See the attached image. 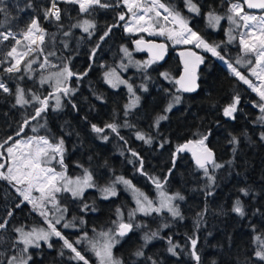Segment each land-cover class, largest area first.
Masks as SVG:
<instances>
[{"label": "trees", "instance_id": "1", "mask_svg": "<svg viewBox=\"0 0 264 264\" xmlns=\"http://www.w3.org/2000/svg\"><path fill=\"white\" fill-rule=\"evenodd\" d=\"M107 2L115 5L119 0ZM169 2L186 15L190 25L209 44L219 45L218 51L227 61L236 64L235 61L242 56L243 48L238 40L231 44L226 42L224 26L228 24L226 17L230 15V3L240 0H194L201 10L198 16L189 15L185 11L184 0ZM58 6L61 8V21L55 22L44 16L45 10L50 7V0H3L0 4L4 9L0 12V31L19 33L33 18H38L40 26L47 33L43 45L44 55L55 53L48 56V64L52 65L53 70L67 65L74 73L87 71L88 74L82 79L73 76L68 81V86L76 91L74 95L63 97L62 110H53L54 102L49 101L50 107L43 114L46 116L45 127L39 126L43 121H32L19 136L16 135L18 128L32 114L36 104L22 108L15 105L13 95L0 90V142L9 136L16 140L37 136H47L53 142L63 139L66 173L70 177H80L87 169L99 187L112 185L117 177L123 176L149 196H154L158 190L149 177L161 181L166 178L164 191L168 194L179 192L185 197L180 204L183 219L172 218L166 212L134 217L133 231L121 238L115 250L116 257L123 264H150L146 259L149 256L157 260L158 264H196L189 254V237L192 236L198 240L200 264H213L214 261L215 264H264L254 257L257 248L255 237L259 235L264 239V140L260 139L261 133H264V122L260 117L264 113L256 106L264 102L234 77L217 57L197 49V53L204 57L198 91L190 94L175 92L176 85L165 82L161 73L169 67L171 74L180 75L182 67L177 48L166 40L156 38L169 45L171 59L167 64H155L151 70L135 73L130 78L142 95V101L138 108L125 116L128 93L124 89L113 90L108 87L104 82V72L115 67L122 59V48L133 46L138 38L124 27L131 14L122 4L110 8L96 7L91 14L80 12L77 4L61 2ZM209 11H215L225 19L219 32H215L206 19ZM122 12L125 13L124 21L118 19V14ZM245 12L253 13L246 6ZM83 19L95 23L94 35L89 37L82 29L71 27ZM113 24L119 26L112 28L111 33L100 43L95 57L90 60V53L99 37ZM65 31H71V35L64 36ZM13 44L14 41L10 40L0 44V48ZM34 55L42 60L44 58L40 53ZM21 75L23 80L19 79ZM40 76L37 69L30 75L25 70L7 74L0 68V80L13 92L17 85L23 87L26 93L30 90L42 97L54 92L51 86L40 83ZM141 85L146 86L148 91L142 92ZM166 89L169 90L167 93ZM173 94L182 97L180 104L167 113L168 119L161 121L159 128L154 127L155 118L163 114ZM236 95H239L240 103L233 120L223 115V109ZM97 96L102 99H97ZM73 103L76 110L72 107ZM113 122L119 125V136L110 129L101 134L92 131V124L103 128ZM125 122L132 126L124 127ZM33 127L37 131L33 132ZM137 132L151 135L153 143L148 145L138 140ZM209 132L206 144L214 152L215 160L223 165L218 169L209 168V174L215 178L214 184L193 162L190 152L180 153L173 167V153L177 145L199 139L197 133ZM102 136L108 139L105 141ZM232 136L239 139V145L234 146L229 142ZM162 143L164 146L160 147ZM233 147H236L235 152ZM129 149L143 158L144 174L138 171L139 161L131 155ZM56 167L60 171L64 170L60 165ZM242 188L248 190L247 196L240 191ZM208 192L212 194L208 195ZM238 199L244 208L243 217L232 211ZM21 200L22 197L8 182L0 180V220L5 218L8 210L13 211L8 228L0 231V264H6L14 254L20 255L22 244L15 243L19 237L16 228L22 227L27 232L33 228L47 227L43 216L33 210L31 204L23 202L21 207H15ZM61 201L68 208L69 222L78 229L64 231L70 241L85 233L92 238L100 232L114 230L120 220L117 209L123 213L126 222L129 220V212L135 209L131 196L125 190H120L115 198L109 200L101 199L97 191L91 190L78 200L64 194ZM85 203L90 206L88 211H82ZM92 207L96 211H91ZM202 211L204 216L197 227L198 213ZM136 224L140 227H135ZM164 224L168 227H163ZM150 231H158L159 236L143 249L144 257H135L133 253L141 248L144 234ZM169 237L183 249H177L180 253L178 257L167 251ZM52 245V248L42 246L34 249L29 264H83L82 261L70 258L74 254L63 247L60 239L53 240ZM77 248L89 264H96L90 251L81 245H77ZM61 251L63 256L60 255Z\"/></svg>", "mask_w": 264, "mask_h": 264}, {"label": "snow or ice", "instance_id": "2", "mask_svg": "<svg viewBox=\"0 0 264 264\" xmlns=\"http://www.w3.org/2000/svg\"><path fill=\"white\" fill-rule=\"evenodd\" d=\"M77 4L79 11L83 13L91 14V11L96 7L99 8H110L118 7L122 4L127 12L131 14V20L126 22L124 27L128 33L139 34L141 32L147 33L149 36H163L167 40L172 41L174 44H193L196 48H203L206 52L211 53L213 56L219 58L227 64V67L231 70L232 74L235 75L239 80L243 81L244 84L248 85L254 92H256L260 98L261 102H264V15L257 17L256 15L249 14L245 12V6L248 9H261L264 10V0H240V2L230 3L228 8V15L226 18L228 21L236 25V27H243L248 29L245 33L240 35V44L243 47L244 52L251 53L255 56V67L251 70V75L257 77L260 81L259 84L253 83L244 74H242L231 62L225 59V56L218 51L219 45L209 44L202 36H200L196 31H193L189 27V20L184 17L181 12L172 5L169 0H119L115 5L110 4L107 0H50V7L45 10V18H51L55 22L61 21V8L58 6L59 3ZM3 0H0V4ZM184 5L187 11L200 14V7L194 0H184ZM31 7V4L28 5ZM4 9L0 7V12ZM208 23L215 27L220 23L224 17L216 14L215 11H209L207 14ZM118 19L120 21L125 20V13H119ZM243 22V23H241ZM170 25V26H169ZM63 27V25H58ZM119 25L113 24L105 29L103 34L99 37V41L96 43L95 48L90 53V60L95 57L96 50L99 49L100 43L111 33L112 28L118 27ZM72 28H80L84 33L90 36L94 35V29L96 28L95 23L89 19H83L82 21L71 25ZM47 33L40 26L38 18H33L29 25L26 26L21 32L13 33L12 31H0V44L8 41L10 38L14 41V44L5 53H0L3 59H0V68L3 72L7 74L21 73L26 70L28 73L33 71V64L38 63L39 57L34 55V53H40L44 56L43 61L40 66L43 67L49 63L48 56L55 55L54 52H48L44 55L43 45L45 44V37ZM64 36H70L71 31L63 32ZM229 41L235 39L231 34V30L228 33ZM137 50L148 51L151 58L141 64L136 62L137 66L147 72L154 63L162 61L167 52V45L164 43H154L145 41L143 38L134 41ZM65 47L67 44L65 43ZM125 56L131 59V53L127 48H123ZM181 57L183 58V74L179 78L172 77L168 72L161 73V76L168 80L169 82L176 85L175 92L180 93H191L196 91L198 85L197 81V68L203 63L204 57L197 55L195 52L187 51L181 52ZM29 57H31L29 59ZM236 64H241V60L237 59ZM248 64L253 63L252 60L247 61ZM7 66H4V65ZM23 65V68H22ZM91 65H89V68ZM119 67L123 70H127V66L121 63ZM259 69V71H257ZM88 73H74L67 65H64L62 70L52 76H41L40 83L44 84L50 80H55V90L49 93L47 96H40L36 93L29 92L26 93L23 87L17 85L15 92L10 89L6 83L0 80V90L3 93L13 95L15 97V105L22 108L29 107L33 103L36 104L32 114L26 117L20 127L18 128L16 135L19 136L23 132L24 128H27L32 121H43L40 123V127H45L46 113L50 107L49 101L55 100L53 110H59L62 106L61 95L64 97H69L75 94L76 89L70 88L68 86V81L76 76L77 79H82ZM105 81L112 88H116L118 85H125L128 92L131 94V102L125 105V113L127 116L131 110L139 106L141 97L136 94L133 89V85L127 80L121 78L120 74L117 72L116 68H111L106 71ZM150 78V77H146ZM19 79L23 80L24 77L21 75ZM143 91H148L147 87L144 85L140 86ZM169 90H165L167 93ZM97 99H102V97L97 96ZM182 97L180 95H172L171 100L167 103L163 109V114L158 115L154 121V127L159 128L160 122L168 119L167 113H170L175 105L180 104ZM71 103V101H69ZM240 103L239 95L233 97V100L223 109V115L230 119H235V113L237 112L238 105ZM261 113H264V103H259L256 105ZM72 107L76 110V105L73 103ZM260 120L264 122V116L260 117ZM124 127H131L132 125L125 122ZM92 131L101 134L110 129L112 133L119 136V125L116 123H108L103 128L98 127L95 124L91 125ZM33 132L37 131L36 127L31 129ZM199 139L189 140L183 144L177 145L175 152L173 153V167H175L176 157L183 152H190L195 160V164L199 169L203 170L204 175L214 184V176L209 174L208 165L211 164L213 169H218L223 167L222 164L218 163L214 158V152L207 146L206 141L208 140L209 133H197ZM105 141L108 139L107 136H102ZM136 138L138 140L144 141L145 144L151 145L153 143V138L151 135L137 132ZM120 139H124L120 137ZM260 139L264 140V133H261ZM167 142V141H165ZM231 144L239 145L240 141L236 136H232L229 141ZM127 143V141H125ZM163 143L160 147H163ZM131 155L136 157L139 161L138 171L144 174V161L139 154L131 149H129ZM236 151V147H233V152ZM64 141L60 139L57 142H53L47 136H37L30 137L27 140H16L14 137L9 136L0 142V180L8 182L9 185L15 190L16 193L22 197V200L15 205L16 208L21 207L23 202H27L32 205L33 210H39L40 215L45 218L48 225V230L45 229H35L31 231H25L22 227L16 228L15 231L19 234L18 239L15 243L22 244L23 248L20 249V255H12L8 258L6 264H28L31 260V255H25L28 253L30 247L39 248L40 241L47 244L49 248L53 245L50 242L51 237L59 238L63 242V247L70 250L74 255L70 257L76 261H82L83 264H89L88 259L85 255L78 250L77 245L82 241L77 239L75 241H70L65 237L60 230L57 229L56 225L61 224L63 219V214L67 211L66 207H61L59 200L57 199V194L61 192H66L73 198H83V193L86 189L96 188L102 194L103 199H109L117 195L114 187V183H122L127 188L131 189L136 195V205L137 207L129 212V220L125 222L123 220V213L120 209H117V215L120 220L117 223V227L114 230H109L106 232H100L98 235L102 238V242L98 240H90L87 234H84V240H87L91 250L95 253L100 264H123L122 260H119L113 255V248L119 242L117 237H124L129 232L133 230L134 223L133 218L137 212L144 215H149L151 213L161 214L165 210L173 217L183 219L182 213L179 209V205L174 202L179 200L183 201L185 197L179 192L169 195L164 191V184L167 183L165 178L161 181L155 177H149L155 184L157 190H159V200L154 202L145 193L136 188L132 182L125 179L123 176L117 177L112 185L99 187L94 181L93 176L87 169H85V174L83 177H77L75 179L69 178L66 175V166L64 165ZM55 161L58 163L62 171H57L55 167H51V163ZM231 163V161L229 162ZM171 174V169L169 170V175ZM245 196L249 194L247 189L240 190ZM33 192H38L39 196H34ZM211 195V192L207 193ZM48 205L55 208L61 213L60 216L56 217L53 221L48 219L49 209ZM90 206L85 203L82 205V211H88ZM91 211H96L95 207L91 208ZM206 211V209H205ZM233 212L243 217L245 215L243 205L238 199L232 209ZM13 215V211L10 209L7 211L4 219L0 220V231L8 228L9 220ZM204 216V212L198 213L199 219L197 220V227H199ZM83 223V221H81ZM63 228L75 227L71 222L64 223ZM135 227L139 228L140 225L136 224ZM163 227H168L164 224ZM159 236L158 231L146 232L143 236L144 244L140 249H137L133 255L135 257H144V248L147 247L149 243L154 238ZM190 240V250L189 254L196 261V264H200V255L197 251L198 240L195 236L189 237ZM255 240L257 242V248L254 252V257L264 262V239L262 236H256ZM169 245L167 251L173 256H179L180 253L177 252L178 248L181 246L178 243H174L169 237L167 240ZM181 251L183 249L181 248ZM63 256V251L60 252ZM150 264H158V261L152 257L146 258ZM215 264V261L213 262Z\"/></svg>", "mask_w": 264, "mask_h": 264}, {"label": "rangeland", "instance_id": "3", "mask_svg": "<svg viewBox=\"0 0 264 264\" xmlns=\"http://www.w3.org/2000/svg\"><path fill=\"white\" fill-rule=\"evenodd\" d=\"M185 11L189 14V15H193V16H198L197 14H194V13H191V12H189V11H187V9H186V7H185ZM181 14L184 16V17H186V15L184 14V13H182L181 12ZM249 14H252V15H256L257 17H260V16H262V15H264V13L263 14H254V13H249ZM188 19V18H187ZM206 19H207V17H206ZM131 20V16H130V18L128 19V21L127 22H129ZM224 20L225 19H222L221 21H220V23L218 24V25H216L215 27H213V26H211V28L215 31V32H219L220 30H221V28L223 27V22H224ZM207 21H208V19H207ZM227 23L228 24H225V29H224V35H225V40H226V42L227 43H233L235 40H238L239 42H240V35L242 34V33H245L246 31H248V29H245V28H243V27H236V25H233V24H231L229 21H227ZM241 23H243V22H241ZM170 26V25H169ZM189 27H191L192 29H193V31H196L198 34H199V32L194 28V27H192L191 25H190V21H189ZM229 30H231V34H232V36H234L235 37V39H233V40H231V41H229V37H228V33H229ZM131 35H133V36H136V37H138L136 40H139L140 38H143L144 40H146V39H156V38H158V39H163V40H166V41H168L174 48H177V53L180 55V53L181 52H185V51H192V52H195L197 55H200V56H202V54L201 53H197V51H196V49L197 50H199V51H205L203 48H196L195 47V45H193V44H174L172 41H170V40H167L165 37H163V36H149L147 33H143V32H141V33H139V34H133V33H130ZM200 35V34H199ZM201 36V35H200ZM9 41H5V42H3V43H8ZM7 46V48H4V47H1L0 48V52H2V53H5L6 51H8L9 50V48L11 47L10 45H9V47H8V45H6ZM240 46L242 47V45L240 44ZM123 48H127L128 50H129V52L131 53V59H129V57H127V56H125V54H124V52L122 51V59L119 61V63L115 66V67H113V68H116L117 69V72L120 74V76H121V78H123V79H125V80H127L129 83H131L132 84V82L130 81V78L135 74V73H142V72H144V70L143 69H141V68H139L138 66H137V64H136V62L138 61V62H140L141 64H143L144 62H146L147 60H149L150 59V57H148L146 54H143L140 50H137V47L135 46V45H133V46H131V47H123ZM122 48V49H123ZM243 48V47H242ZM39 57V56H38ZM203 57V56H202ZM31 57H29V59H30ZM255 56L253 55V54H251V53H245L244 52V50L242 51V56L239 58V60H241V64H233L242 74H244L248 79H250L251 81H253V83H256V84H259L260 83V81L257 79V77H255V76H252L251 75V70H252V68H254L256 65H255ZM218 60L219 61H221L226 67H227V64L224 62V61H222V60H220L219 58H218ZM248 60H252L253 61V63H251V64H248L247 63V61ZM43 60L39 57V61H38V63H36V64H33V66H32V68H33V71L30 73V75H33V73H34V70H39L40 71V73H41V76H45V77H47V76H52L53 74H55V73H58V72H60L61 70H62V68L61 69H59V68H57V69H54L53 70V67H52V65L51 64H47V65H44L43 67H41L40 66V64H41V62H42ZM121 63H123L124 65H126L127 66V70L125 71V70H123V69H121L120 67H119V65L121 64ZM155 66V63L150 67V68H148L147 69V71H149V70H151L153 67ZM22 67H23V65H22ZM262 67H264V65H262ZM169 68V67H168ZM168 68H167V70L166 71H164V72H168L172 77H174V78H179V76H175V75H173V74H171L169 71H168ZM228 68V67H227ZM111 69V68H110ZM110 69H107L106 71H108V70H110ZM229 69V68H228ZM230 70V69H229ZM26 71V70H25ZM105 71V72H106ZM257 71H259V69H257ZM105 72H104V74H105ZM230 72H231V70H230ZM231 74H232V72H231ZM233 75V74H232ZM41 76H40V78H41ZM234 77H236L235 75H233ZM237 78V77H236ZM162 79L165 81V82H168V83H170V84H172V85H174L173 83H171V82H169L168 80H165L163 77H162ZM237 79H239V78H237ZM241 81V80H240ZM104 82H105V84L108 86V87H110L111 89H113V90H120V89H124V90H126V92L128 93V102H127V104L128 103H130L131 102V99H132V96H131V94L128 92V90H127V88H126V86L125 85H118L116 88H112L109 84H107L106 83V81H105V76H104ZM241 82H243V81H241ZM43 85H49V86H51L52 87V89L53 90H55V80L53 79V80H50V81H48V82H46V83H44ZM133 85V89H134V91L136 92V94L137 95H139L140 97H141V100H140V102H139V106L141 105V101H142V95L137 91V89L135 88V85L134 84H132ZM246 85V84H245ZM251 91H253L248 85H246ZM142 92H144L143 90H141ZM254 92V91H253ZM256 95H258L256 92H254ZM63 95H61V104H62V106H61V108L59 109V110H62V108H63V106H64V99H63ZM53 102H54V104H55V100L53 99ZM138 106V107H139ZM138 107H136V108H138ZM136 108H134L133 110H135ZM59 110H57V111H59ZM132 111V110H131ZM22 140H27V139H22ZM65 153V152H64ZM51 167H55L56 169H57V167L56 166H59V164L58 163H56L55 161H53L52 163H51V165H50ZM211 166V165H210ZM210 166H208V168H210ZM57 171H60V170H58L57 169ZM85 174V173H84ZM66 175L69 177V178H72V179H75V178H77V177H70L67 173H66ZM84 176V175H83ZM83 176H80V177H83ZM94 181V180H93ZM133 184V183H132ZM134 185V184H133ZM135 186V185H134ZM114 187H115V190H116V192H117V195H118V193L120 192V190H125L130 196H131V198H132V200H133V202H134V205H135V208L137 207V205H136V203H135V201H136V195H135V193L131 190V189H129V188H127L125 185H123L122 183H114ZM136 187V186H135ZM137 188V187H136ZM139 189V188H138ZM91 190H95V191H97L98 192V194H99V196H100V198L101 199H103L102 198V196H103V194L98 190V189H96V188H89V189H86L85 191H84V193H83V196L86 194V192H88V191H91ZM140 190V189H139ZM140 191H142V190H140ZM143 193H145L144 191H142ZM64 194H68V195H70L69 193H66V192H61V193H58L57 194V199L59 200V203H60V206L63 208V207H66L65 205H63L62 204V201H61V199H62V196L64 195ZM146 194V193H145ZM33 195L34 196H39L40 194L38 193V192H33ZM116 195V196H117ZM150 199H152L154 202H158V200H159V190L156 192V194L154 195V196H149L148 194H146ZM169 195H173V194H169ZM71 196V195H70ZM116 196H114V197H110L109 199H112V198H115ZM73 198V197H72ZM73 199H76V200H78V199H81V198H73ZM109 199H103V200H109ZM183 201H179V200H177V201H175L174 203L175 204H178L179 205V209H180V211H181V203H182ZM67 208V207H66ZM48 209H49V216H48V219H52L53 221L55 220V218L56 217H58V216H60L61 215V213L59 212V211H57L55 208H52V206L51 205H48ZM38 213H40L39 212V210H36ZM164 212H166V213H168L166 210L164 211ZM68 208H67V211L63 214V219L61 220V224H58V225H56V227H57V229L58 230H60L61 232H62V234L65 236V234H64V231L65 230H73V231H75V230H78L77 229V227H69V228H63L62 227V225L64 224V223H68L69 222V219H68ZM153 214H157V213H151V214H149V215H153ZM169 214V213H168ZM149 215H144V214H142V213H140V212H137L136 213V215H135V218L137 217V216H149ZM170 215V214H169ZM171 216V215H170ZM172 217V216H171ZM44 218V217H43ZM173 218V217H172ZM45 219V218H44ZM119 219H120V217H119ZM123 220L125 221V218H124V215H123ZM126 222V221H125ZM134 222V221H133ZM39 229H45V230H48V225H47V227L46 228H39ZM38 229V230H39ZM31 231V230H30ZM133 231V230H132ZM131 231V232H132ZM87 237L89 238V236L87 235ZM121 238H123V237H117V240L119 241L115 246H114V248H113V255H114V257L115 258H117L116 257V254H115V250H116V247H117V245L122 241V239ZM55 239H59V238H56V237H51L50 238V242H51V244H52V241L53 240H55ZM77 239H80L82 242L79 244V245H81V246H84L85 248H86V250H88V251H90L91 253H92V255H93V257H94V259H95V261H96V264H100V262H99V260H98V258L95 256V253L91 250V247H90V245H89V243H88V241L87 240H84V234H82V235H80L79 236V238H77ZM77 239H74V241L75 240H77ZM90 240H98V241H100V242H102V238L101 237H99V235H96V236H94V237H92V238H89ZM42 246H46L47 248H49L48 246H47V244L46 243H44L43 241H40V247L39 248H41ZM22 248H23V245H22ZM39 248H35V247H30L29 248V250H28V253L27 254H25V255H31V257H32V251L34 250V249H39ZM32 259V258H31ZM118 259V258H117ZM30 261L31 260H29L28 261V264L30 263Z\"/></svg>", "mask_w": 264, "mask_h": 264}, {"label": "water", "instance_id": "4", "mask_svg": "<svg viewBox=\"0 0 264 264\" xmlns=\"http://www.w3.org/2000/svg\"><path fill=\"white\" fill-rule=\"evenodd\" d=\"M251 12H260V11H263V10H261V9H249ZM136 41V40H135ZM145 41H148V42H154V43H157V44H159V43H164V44H166L167 45V52H166V54H165V56H164V59L162 60V61H158L157 63L158 64H164L166 61H167V59L169 58V47H168V44L167 43H165V42H162V41H157V40H145ZM135 44V43H134ZM136 45V44H135ZM141 51V50H140ZM143 54H146L147 56H149L150 58H151V55H150V53L148 52V51H146V50H144V51H141ZM185 52H187V51H185ZM180 62H181V67H182V70H181V73H180V75H182L183 74V68H184V65H183V58L181 57V55H180ZM203 66H204V62L203 63H201L199 66H198V68H197V71H196V74H197V81H196V83H197V85H198V87H197V89H196V91H194V92H191V93H195V92H197L198 91V89H199V74H200V71L202 70V68H203ZM187 94H190V93H187ZM187 152V151H186ZM184 153V152H183ZM191 154V153H190ZM191 157H192V155H191ZM214 158H215V154H214ZM192 160H193V162L195 163V160H194V158L192 157ZM211 164H209L208 166H210ZM131 232H129L127 235H125V236H128L129 234H130ZM124 236V237H125Z\"/></svg>", "mask_w": 264, "mask_h": 264}, {"label": "flooded vegetation", "instance_id": "5", "mask_svg": "<svg viewBox=\"0 0 264 264\" xmlns=\"http://www.w3.org/2000/svg\"><path fill=\"white\" fill-rule=\"evenodd\" d=\"M169 53H170V51H169ZM171 59V56H170V54H169V58L167 59V61L165 62L166 64L169 62V60ZM179 59H180V55H179ZM181 63V62H180ZM155 64H158L157 62L155 63Z\"/></svg>", "mask_w": 264, "mask_h": 264}, {"label": "built area", "instance_id": "6", "mask_svg": "<svg viewBox=\"0 0 264 264\" xmlns=\"http://www.w3.org/2000/svg\"><path fill=\"white\" fill-rule=\"evenodd\" d=\"M12 32H13V31H12ZM13 33H14V32H13ZM9 40H12V39L10 38ZM9 40H8V41H9Z\"/></svg>", "mask_w": 264, "mask_h": 264}]
</instances>
